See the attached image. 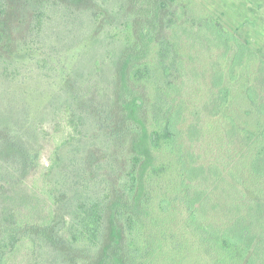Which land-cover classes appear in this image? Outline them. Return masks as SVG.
Wrapping results in <instances>:
<instances>
[{
	"label": "trees",
	"instance_id": "obj_1",
	"mask_svg": "<svg viewBox=\"0 0 264 264\" xmlns=\"http://www.w3.org/2000/svg\"><path fill=\"white\" fill-rule=\"evenodd\" d=\"M71 1L0 0L5 69L80 13L111 40L0 111V264H264V49L195 0Z\"/></svg>",
	"mask_w": 264,
	"mask_h": 264
},
{
	"label": "rangeland",
	"instance_id": "obj_2",
	"mask_svg": "<svg viewBox=\"0 0 264 264\" xmlns=\"http://www.w3.org/2000/svg\"><path fill=\"white\" fill-rule=\"evenodd\" d=\"M195 1L215 14L222 15L230 28L244 24L241 30L250 41L251 48L264 49V6L259 7L246 0ZM75 2L71 1L70 3L75 4L76 11L87 12L89 6L86 0L80 2L75 0ZM113 5V1L108 4L109 7ZM63 6L66 7L62 1L61 8ZM82 14H78L77 17V30L70 31L68 29L64 31L56 26V33H52V29H50L48 32H44L41 37H38L37 46L35 47L37 51H35L32 58L24 54H21L23 57L19 56L16 52L9 50L3 52L4 54L10 53L11 58L17 60L18 63L13 68L7 67L8 69H5L4 64L0 63V70L5 73L0 75V111L5 112V109H9L12 112L21 114L25 112L31 116L39 104H43V98L52 95L59 88V86H55L59 79V76L55 73L56 70L58 72H63L64 69L72 71L76 67H83L85 70L92 71L95 62L103 64V54L105 50H108L106 48L111 41L106 33L110 24L108 17L104 14V21L107 24L102 21L99 26L104 25L105 30L99 28L94 41L91 37L89 38L90 35L86 29L87 19ZM65 42L69 44L73 42V45L62 48L61 43ZM49 44H53V47L52 45L48 46ZM40 46L43 48L39 49ZM39 77L50 81L53 87L48 86L46 81L38 79ZM29 79L38 80L30 83ZM15 87L18 90L17 99L20 103L12 96ZM49 114H51L50 111L47 112V115ZM41 125L46 126L47 123L44 124L43 122Z\"/></svg>",
	"mask_w": 264,
	"mask_h": 264
}]
</instances>
